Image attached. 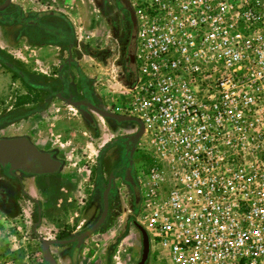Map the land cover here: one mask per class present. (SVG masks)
Here are the masks:
<instances>
[{
	"label": "built area",
	"instance_id": "2783aa9c",
	"mask_svg": "<svg viewBox=\"0 0 264 264\" xmlns=\"http://www.w3.org/2000/svg\"><path fill=\"white\" fill-rule=\"evenodd\" d=\"M126 1L131 78L113 110L143 125L149 248L264 264V0Z\"/></svg>",
	"mask_w": 264,
	"mask_h": 264
},
{
	"label": "rangeland",
	"instance_id": "374dc122",
	"mask_svg": "<svg viewBox=\"0 0 264 264\" xmlns=\"http://www.w3.org/2000/svg\"><path fill=\"white\" fill-rule=\"evenodd\" d=\"M38 1L14 0L7 11L20 5L19 11L23 16L29 17L33 13L28 11L36 9ZM73 1L69 10L77 20L72 35L77 38L73 43L79 50L72 49L74 52L68 63H65V44L59 45L55 64L52 60L42 61L41 64L31 62L34 59L31 52L33 45L28 42L29 47L25 48L17 42V32L20 28L17 23L4 29L5 36L1 31L0 47L3 49H0V53L5 56L4 62L14 63L17 67L36 68V72H31L36 73V80L28 81L29 83L38 87L46 79L47 85L60 89L61 83L56 77L71 80L70 86L74 87L76 92L82 88L100 108L106 110V105L109 104L111 112L116 113L113 109L118 107V102H125L119 84L127 85L131 78L134 23L130 11L124 0ZM121 12L128 24L127 28L118 20V13ZM5 17L0 16V21H5ZM79 44L82 47H78ZM41 55L38 58L44 59L50 54ZM20 58L27 59L28 64L20 62ZM71 62L72 67H65V64ZM44 96L45 93L40 92L38 99L37 90L35 92V89L24 85L16 73H11L0 64V138L27 137L33 145L43 147L42 150L53 153L56 158L62 157L65 167L60 169L62 176L72 175L75 182H79L81 186L77 189V197L73 198L72 207L83 209L78 211L77 215L70 212V226L63 230H57L50 222L41 221V212L38 221L36 209H40V204L36 207L32 200L22 195L15 181L8 178L7 168H0L3 184L1 186L14 187V202L4 207L0 205V264H43L37 236L47 240L69 239L89 227L101 211V189L94 183V176L102 174L101 183H105L110 171H116L117 176L122 172L126 166V153L122 144H125L127 137L137 128L132 123H116L102 119L87 110H81L86 114L83 117L81 112L56 98H51L43 105ZM35 101L38 103L34 106L16 110V119L12 124L5 123L6 110L9 107L15 108L19 104ZM33 112H38L37 116L21 121L22 114L31 115ZM33 127L39 132L29 131ZM141 143L142 137L137 140L132 154L133 187L124 183L121 177L115 179L111 207L105 223L97 230L99 235L94 234V239L90 238L76 250L66 248L65 245L51 246L50 251L57 264H137L141 242L134 223L142 227L135 219H139L143 208V184L148 166L142 156ZM66 202L70 204L69 201ZM86 207H94L88 212V216L84 213ZM86 258L89 260L86 261ZM145 264L165 262L159 256L156 258L154 251L149 248Z\"/></svg>",
	"mask_w": 264,
	"mask_h": 264
},
{
	"label": "crops",
	"instance_id": "0c3cea01",
	"mask_svg": "<svg viewBox=\"0 0 264 264\" xmlns=\"http://www.w3.org/2000/svg\"><path fill=\"white\" fill-rule=\"evenodd\" d=\"M12 2H14V0H10V4H12ZM73 2H74L73 0H39L36 3V9H34L33 11H28L29 13H34V14L36 13V21H38V19H40L41 17L43 19L47 18V21H48V19L51 17L50 18L51 22L48 21L49 23L47 22L42 23L41 24L42 29H40V31L38 30V33H36V44L32 43L33 46L31 50L32 54L34 55V59L31 60V62L33 63L38 62L39 64H41L42 61H45V60H49V61L52 60L53 63L54 61L56 62L57 60L56 56L58 54V50H60L59 45L64 44L63 43L64 41L60 39L56 40V38L54 39L55 37L54 34H56V32L57 34L59 33L60 29L57 27H60L62 23H59V20L56 19L55 16H50V15L56 14V15H60L64 17L65 21L70 25V28L72 29V32H73V26L76 23L75 20H77L76 16L72 14V12L69 10V7L71 6V4H73ZM16 6L17 7L19 6L18 8H20V5H16ZM49 13L51 14L49 15ZM1 31L3 34L5 33L3 27L0 24V34H1ZM74 32L76 33V31ZM17 42L19 44L24 45L25 48L29 47V45L24 43L23 40H17ZM0 49H3V47H0ZM42 53H49L50 55L44 59L38 58L39 56H42L41 55ZM69 59H70V56L68 53V56L66 57L65 62L68 63ZM20 60H21L20 62L24 64H28L27 59L20 58ZM33 69L36 70V68H33ZM119 85L121 86V84ZM104 97L105 96L103 95V102L105 100ZM106 106H109V104ZM36 113H33L31 115L27 114L22 118L20 117V119L21 121H25L26 119L34 118L35 116H37ZM29 131H33L36 133L39 132V130L35 129L34 127L30 128ZM24 135H27V134H24ZM36 147L41 150L43 148V147H39L38 145H36ZM58 159L62 163V160H61L62 157L58 156ZM61 168L65 169L63 163H62ZM61 170L58 173L52 174V175H37V176L36 175H25V176L17 175L19 179L20 187H21L20 188L21 194L29 198L30 200H32V202L35 205L36 203L37 205L40 204L39 205L40 212L42 215L41 221L50 222L52 226L54 224L57 230H63V228L70 226L69 223L72 220V216L70 212H72V214L74 213L77 215L78 211L81 212V210L83 209L82 207H78V209H75V207H72L73 198H76L78 194L77 189L81 188L79 182H75V179L73 178L72 175L68 176L69 178L63 177ZM66 201H69L70 204H67ZM93 208L94 207H86V209L84 208L85 210L84 213H86L88 216L89 215L88 212H91ZM94 234L99 235L98 231L96 233L89 235L88 239H86L87 238L86 237L83 240L82 245L85 244L88 240H90V238L94 239L95 238ZM65 246L66 248L70 247V249L72 248L74 250L80 247V246L77 247L75 244H66ZM88 260L89 258H86V261Z\"/></svg>",
	"mask_w": 264,
	"mask_h": 264
},
{
	"label": "water",
	"instance_id": "95a60500",
	"mask_svg": "<svg viewBox=\"0 0 264 264\" xmlns=\"http://www.w3.org/2000/svg\"><path fill=\"white\" fill-rule=\"evenodd\" d=\"M125 4L127 5V1ZM10 4V0H3L0 3V12L5 10ZM128 7V5H127ZM130 11V9L128 8ZM131 18L134 23L133 15L130 11ZM58 99L64 101L68 106L80 110L84 108L91 113L97 115L98 117L106 120H110L116 123H132L137 126L136 131L127 137L126 147L128 151L127 155V167L124 170V180L130 185H133L132 178L130 176V170L132 166L131 155L134 151L135 144L137 140L143 134V125L140 120L134 117L127 115H119L107 110L98 108L91 103L83 101H71L70 99H64L61 96L57 97ZM82 116L85 117L86 114L81 112ZM7 167L9 173L12 172H22L28 175H52L60 171L62 167L61 161L54 157L50 152L41 151L36 146H34L30 140L23 136L18 137H8L0 138V168ZM112 176L108 178L107 184L101 194V211L95 221L86 229L81 231L76 235H72L69 239L63 240H47L41 239L39 236L40 242V253L42 260L46 264H57L54 259L50 247L53 245H66V244H75L79 247L83 240L89 235L96 232L106 221L108 213V204L107 197L110 189L113 187L110 185ZM37 220L39 221L40 209H36ZM139 235L141 242V251L140 258L137 264H145L148 253H149V242L145 230L138 224L134 223ZM33 233L36 235V231L33 229Z\"/></svg>",
	"mask_w": 264,
	"mask_h": 264
},
{
	"label": "flooded vegetation",
	"instance_id": "af4514ba",
	"mask_svg": "<svg viewBox=\"0 0 264 264\" xmlns=\"http://www.w3.org/2000/svg\"><path fill=\"white\" fill-rule=\"evenodd\" d=\"M2 1L3 0H1L0 3ZM9 9H10V4L5 10L0 12V16H3V17L6 16L5 17L6 18L5 21H2V22L0 21V24L3 27V29H6L7 27H10V25H13V24L17 23L20 26L19 31L17 32V40H23L24 43H26V44L28 42L36 44V33H38V30L40 31V29H42V27H41L42 23L51 22L50 21L51 17L48 19L49 22L47 21V18L43 19L42 17L40 19H38V21H36V13L35 14L33 13L29 17H25L19 11L20 9H18V7H13V9L11 11H7ZM50 14L51 13H49V15ZM118 14H119L118 15V20L120 22L122 21L123 25L126 27L128 24H127L126 21H124L123 13L121 12V14L120 13H118ZM50 16H55V18L59 20V23H62L60 25V27H57V28H59L60 31L61 32L63 31V32L61 33L59 31L58 34L56 32V34H54V36H55L54 39L56 38V40L60 39V40L64 41L63 43L66 45L67 56H68V53H69V56H70V59H71L72 58V54L74 52L73 50H79L77 47L75 48V43H73V40H75V37H73V35H72V33H73L72 29L70 28V25L65 21L64 17H62L60 15H56V14H54V15L52 14ZM68 33H70V35H67ZM133 43H134V39H133ZM78 47H82V45L79 44ZM4 58H5V56L0 53V64L5 66L11 73H16V75L18 76L19 79H21V81L23 82L24 85L28 86L29 88L35 89V92L37 90V94L39 95L38 99L40 98V92L45 93V96L42 99V104L43 105L47 104L50 101L51 98H57L58 96H61L62 98L70 99L71 101H83V100H85V101L91 103L92 105L100 108L85 93V91L82 90V88H81V90L79 92H76V89L74 87L70 86L71 80L68 81V80H65V79H63L61 77H56L57 80L61 83V88L60 89H56V88H54L51 85H47L48 81H46V79L43 78L45 80V82L44 83H40V85L37 87L36 85H33V84L28 82V81L36 80V73H31V72L36 71L35 69H28L25 66L17 67L14 63L4 62ZM72 65H73V62H71L69 64H65V67H72ZM52 78H54V77H52ZM59 101H62V100H59ZM62 102H64V101H62ZM37 103H38V101H35V102H30L29 104L28 103L19 104L15 108L9 107L6 110V112H7V115H6L7 120H6L5 123H8V125L13 123L12 121H14L16 119V118H14L15 117V113L17 112L16 110H18L19 108H28L30 105L34 106ZM81 110H86V109L81 108L80 110H77V111L80 113ZM27 114L28 113H24L20 117L22 118V117H24ZM118 143H119V141H118ZM122 147H123V149L125 150V153H126V159H125L126 166L124 167L122 172L117 176L116 175V173H117L116 171H110L107 174V176H106L105 183H101V180L103 178L102 174L101 175H99V174L96 175L95 174L94 179H93L95 181L94 183L99 185V187L101 189V194H102V191H103V189L105 188V186L107 184L108 178L110 176L113 177V179L111 180V183H110V185L113 188L110 189V191L108 193V197H107L108 211H109V207H111L110 202H111L112 192L114 191L113 184H114L115 179H117V177H121V179L123 181H125L123 172L126 169L127 164H128L127 163L128 151H127V147H126V142H125V144L124 143L122 144ZM39 150H41V149H39ZM41 151H43V150H41ZM133 152H132V154H133ZM51 154L53 155V153H51ZM131 160H132V155H131ZM5 168H7V167H5ZM132 168H133V160H132V166H131V170H130V176H131L132 181H133ZM15 172L9 173V177L8 178L9 179H13L15 181V183L19 186V188H21L20 187V183H19V179H18L16 174H18V176L19 175L20 176H25V175H28V174H25V173H22V172H16V173ZM124 183H127V182H124ZM1 185H3V184L1 183V179H0V205L4 207L5 205L8 206V203H13L14 202V195H13V192H12L14 187H12L11 185H9V186L4 185V187H2ZM131 186H129V187H131ZM115 205L117 206L118 204H115ZM36 207H37V203H36ZM100 207H101V205H100ZM107 216H108V213H107Z\"/></svg>",
	"mask_w": 264,
	"mask_h": 264
},
{
	"label": "trees",
	"instance_id": "16d2710c",
	"mask_svg": "<svg viewBox=\"0 0 264 264\" xmlns=\"http://www.w3.org/2000/svg\"><path fill=\"white\" fill-rule=\"evenodd\" d=\"M146 164H148V163L146 162ZM42 263H43V264H46L43 260H42Z\"/></svg>",
	"mask_w": 264,
	"mask_h": 264
}]
</instances>
